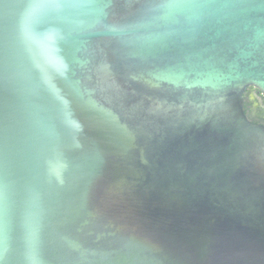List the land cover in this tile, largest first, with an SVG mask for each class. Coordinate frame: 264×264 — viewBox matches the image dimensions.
I'll list each match as a JSON object with an SVG mask.
<instances>
[{"label": "water", "instance_id": "1", "mask_svg": "<svg viewBox=\"0 0 264 264\" xmlns=\"http://www.w3.org/2000/svg\"><path fill=\"white\" fill-rule=\"evenodd\" d=\"M264 0H0V264H264Z\"/></svg>", "mask_w": 264, "mask_h": 264}, {"label": "flooded vegetation", "instance_id": "2", "mask_svg": "<svg viewBox=\"0 0 264 264\" xmlns=\"http://www.w3.org/2000/svg\"><path fill=\"white\" fill-rule=\"evenodd\" d=\"M246 111L257 123L264 124V95L257 88L250 86L245 93Z\"/></svg>", "mask_w": 264, "mask_h": 264}]
</instances>
